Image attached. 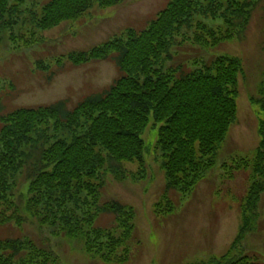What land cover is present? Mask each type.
I'll use <instances>...</instances> for the list:
<instances>
[{"label": "trees", "instance_id": "obj_1", "mask_svg": "<svg viewBox=\"0 0 264 264\" xmlns=\"http://www.w3.org/2000/svg\"><path fill=\"white\" fill-rule=\"evenodd\" d=\"M122 1L50 0L39 13L29 9L30 23L43 32L60 21L84 16L94 4L105 9ZM255 2L171 0L141 33L127 31L124 37L71 56L75 63L113 58L121 76L103 93L72 111L63 102L7 114L0 107V230L10 229L13 220L17 226L24 222L19 214L22 204L26 213L35 218L43 214L41 221L56 223L58 232L82 238L87 252L104 263H126L133 243V212L118 202H100L98 174L105 164L111 173L119 174L122 162H143L141 133L149 117L158 125L156 145L162 153L166 189L189 191L201 172L213 166L215 152L236 119L241 63L228 55L194 61L190 67H166V62L172 60L170 48L187 40L180 34L182 26L194 28L197 44L214 48L241 36ZM12 15L19 18L15 6L0 0V32L16 22L7 18ZM194 16L221 25L210 28L194 22ZM24 32L11 39L32 44ZM258 103L259 146L248 161H235L237 170L252 173L242 226L231 250L210 264H260L256 257L236 249L245 232L256 228V204L264 191V101ZM31 154H36L31 182L25 200L20 196L17 205L6 194L13 187L14 174L27 166ZM250 206L252 220L246 217ZM106 214L116 218L108 227L97 228L95 221ZM43 248L31 239H0V264H53L52 253Z\"/></svg>", "mask_w": 264, "mask_h": 264}, {"label": "rangeland", "instance_id": "obj_2", "mask_svg": "<svg viewBox=\"0 0 264 264\" xmlns=\"http://www.w3.org/2000/svg\"><path fill=\"white\" fill-rule=\"evenodd\" d=\"M49 1L10 0V7L15 6L19 18L7 16L16 22L0 32L1 113L57 102L72 111L87 98L103 93L121 76L113 58L75 63L71 56L124 37L127 31L141 33L171 0H123L105 9L94 4L84 16L60 21L40 32L30 23L29 9L39 13ZM193 21L206 23L210 28L221 25L220 21L200 16H194ZM19 31H25L32 44L24 45L17 39L14 42L11 36L16 37ZM180 34L187 40L170 48L172 60L166 62V67H190L194 61H211L224 55L239 59L242 71L237 80L236 119L215 152L213 166L201 172L189 191L166 189L162 153L156 145L158 125L152 117L141 133L143 162H122L119 174L111 173L105 164L98 174L102 183L100 202H118L133 212V243L129 260L122 264H210L231 250L242 226V207L252 173L250 169L237 170L235 161L251 159L260 143L258 127L262 115L258 102L264 101V0H256L241 36L229 42L205 49L194 41V28L182 26ZM35 158L36 154H31L27 166L14 174L13 187L6 194V199L14 204L18 205L20 196L27 193ZM112 169L117 168L112 165ZM252 208L246 215L251 220ZM19 214L24 222L17 226L11 221L10 229L0 230L1 240L31 239L52 253L53 264H112L89 254L82 238L69 237L57 231L56 223L41 221L43 214L35 218L22 209V204ZM255 214L256 228L245 232L236 249L264 264V191ZM115 218L102 215L95 226L108 227Z\"/></svg>", "mask_w": 264, "mask_h": 264}]
</instances>
